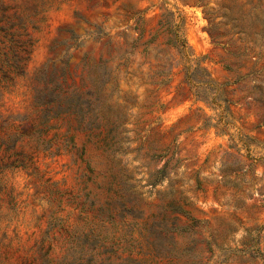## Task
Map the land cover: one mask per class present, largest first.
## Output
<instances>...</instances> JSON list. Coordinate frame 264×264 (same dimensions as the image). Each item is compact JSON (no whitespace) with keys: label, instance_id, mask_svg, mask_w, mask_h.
<instances>
[{"label":"rangeland","instance_id":"1","mask_svg":"<svg viewBox=\"0 0 264 264\" xmlns=\"http://www.w3.org/2000/svg\"><path fill=\"white\" fill-rule=\"evenodd\" d=\"M0 264H264V0H0Z\"/></svg>","mask_w":264,"mask_h":264},{"label":"trees","instance_id":"2","mask_svg":"<svg viewBox=\"0 0 264 264\" xmlns=\"http://www.w3.org/2000/svg\"><path fill=\"white\" fill-rule=\"evenodd\" d=\"M159 25H160V28H164V31H166L170 35V37L167 41V43L169 45L174 46L178 49L179 48H182V49L185 48V42H184V40H182L180 38V36L177 32L173 31V29L169 26L164 27L165 25L161 21H160Z\"/></svg>","mask_w":264,"mask_h":264}]
</instances>
